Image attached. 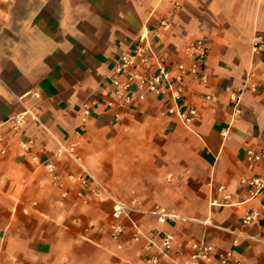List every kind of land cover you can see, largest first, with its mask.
Masks as SVG:
<instances>
[{"label":"crops","instance_id":"obj_1","mask_svg":"<svg viewBox=\"0 0 264 264\" xmlns=\"http://www.w3.org/2000/svg\"><path fill=\"white\" fill-rule=\"evenodd\" d=\"M143 30L168 70L201 42L205 81L115 102L112 65ZM248 151L264 154V0H0V264H149L163 235L159 264H188L192 243L213 248L199 264H264ZM96 184L135 209L117 238Z\"/></svg>","mask_w":264,"mask_h":264},{"label":"built area","instance_id":"obj_2","mask_svg":"<svg viewBox=\"0 0 264 264\" xmlns=\"http://www.w3.org/2000/svg\"><path fill=\"white\" fill-rule=\"evenodd\" d=\"M159 27L162 30H168L170 23L162 20L159 23ZM202 49L201 42H197L191 47L193 56L198 57V59L188 68L178 65L174 70H168L165 68L162 58L151 49L147 39V32L143 30L137 36L132 48L129 51L121 53L112 65L110 84L113 99L118 104L125 105L130 103L135 95L139 99H142L144 93H149L168 95L173 101L178 100L184 94L185 83L188 78L193 77L200 79L202 82L205 81L201 62L204 55ZM232 100L235 101V98L232 97ZM169 112L173 113V110L171 109ZM85 114L87 115V112ZM27 117H30V114L25 111L10 118L9 123L12 129L15 131L19 130L26 122ZM178 117L184 124L189 125L194 122L196 115L194 111H190L187 114L178 113ZM246 161L249 167L257 163H264V154L248 151L246 153ZM47 169L49 172L53 171L52 166H47ZM244 184L250 188L251 197L264 192V176H254L244 181ZM96 187L99 192L104 193L113 202L111 213L113 224L111 225V230L112 237L117 238L122 232L120 220L128 218L129 212L135 209L132 207L133 205L129 206L123 202L113 200L99 184H96ZM94 195L97 197L99 194L98 192H94ZM225 198L228 199V197ZM153 213L158 217L160 222L177 219L176 215L166 213L163 210ZM256 217L257 214L255 213L245 215L242 222L244 225H247L254 221ZM134 229L133 239L137 240L139 231L135 226ZM161 241L162 246L158 252L159 255L152 256L149 259V264L160 263V259L164 257L165 251L170 247L172 237L170 235H163ZM149 249L150 246L145 250ZM190 249L191 253L188 264H199L202 261H209L213 254V248L203 243H192ZM228 256V254L220 255V263L225 264Z\"/></svg>","mask_w":264,"mask_h":264}]
</instances>
